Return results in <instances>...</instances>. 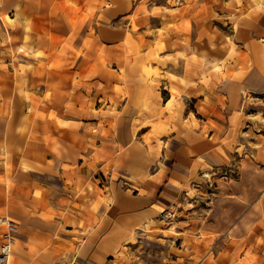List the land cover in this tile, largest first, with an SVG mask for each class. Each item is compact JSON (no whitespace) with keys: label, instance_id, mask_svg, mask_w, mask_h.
Segmentation results:
<instances>
[{"label":"crops","instance_id":"0c3cea01","mask_svg":"<svg viewBox=\"0 0 264 264\" xmlns=\"http://www.w3.org/2000/svg\"><path fill=\"white\" fill-rule=\"evenodd\" d=\"M168 1L0 0V216L17 225L20 230L15 245L34 257L28 259L22 253L21 264L25 261L50 264L61 254L67 255L68 264H121L115 255L119 251L124 252V248L131 251L139 246L129 241L130 229L149 219L157 221L156 207L164 204L156 200L154 192L146 197H129L111 180L110 184L103 185V177L107 180L113 174L109 171L103 175V164L119 155L117 160L123 168L136 163L143 175L154 168L153 178L144 181V186L152 187L154 183L160 186L172 171V168H162L159 164L162 163L159 156L169 153L154 142L166 139L164 135L155 136L151 134L150 127L144 125L139 131L146 129L151 143L143 144L141 148L130 147L127 143L120 150L115 145L118 138L127 140L134 134L133 106L139 91L145 93V110L137 122L144 124L152 120L158 124L179 126L191 123L189 117L181 120L169 115H154L159 114L164 106L159 105L161 97L156 93L158 86L163 90L173 86L195 98L203 88L198 83L201 74L197 69L189 68L182 74L181 79L185 83L172 81L164 75H161L163 79L148 82L131 79L132 84H127L131 87L127 89L129 94L125 102H121L123 111H118V114L106 109L98 112L101 105L97 103V96L88 102L83 100L85 86L80 84L76 85L79 88L77 92L82 94L72 97L77 100L78 115H69L64 112L63 104L57 103L61 96L53 101L41 99L40 92L50 91L53 83H48L47 78L39 83L38 75L51 76L52 81L55 71L48 64L57 58L55 45H69L67 56L63 58L68 62L75 60L72 47L86 41L100 49L105 46L106 57L110 60L118 54L124 58V52L118 49H122L129 37L133 41L144 37V29L148 25L162 30L175 41L185 38L186 43H191L198 34L197 6L188 10L182 3L171 6ZM246 2L242 0L243 5ZM233 6L234 15L239 17L240 5L233 3ZM213 13L214 6L205 10V16L212 23ZM248 16L247 21L239 19L235 38L242 47L248 46L254 53L258 46L252 37L264 38V5L262 9L254 8ZM186 20L190 22V29L184 25ZM133 25L139 29L137 32L132 30ZM13 47L18 49L15 57L8 52ZM195 48L190 44L184 52L192 54ZM39 50L45 55L39 57ZM15 59L16 62L13 61ZM82 63V58L77 57L75 70L64 69L65 73L86 75V70L80 68ZM167 69L176 70L173 67ZM120 70L113 68L96 73L109 77L102 80L103 88L109 89L114 81H118L116 77L120 76ZM238 71L230 67L223 70L227 72L225 83L231 87V97H234L236 88L261 81L262 73L257 69L243 70L244 73L239 74L241 78L233 79L232 74ZM128 74L133 75L134 72L129 71ZM205 76L218 75L212 72L205 73ZM210 82L205 87L206 94L213 91L209 88L215 79H210ZM94 88L96 93L100 92L96 85ZM210 101L215 100L211 98ZM111 102L116 103L107 100V107L112 106ZM227 106L233 108L235 104ZM92 108L96 114L91 116ZM50 112H55V117H51ZM89 117L93 119L88 120ZM59 122L64 126L58 127ZM22 125H25L24 131ZM103 130L107 134L105 137L102 136ZM171 134L190 145L192 154L182 155L177 164L180 171H188L192 156L201 153L195 142L200 138L199 133L189 129L183 139L177 131ZM129 171L123 172L128 174ZM187 262L194 264L193 261ZM157 264L163 263L158 261Z\"/></svg>","mask_w":264,"mask_h":264},{"label":"rangeland","instance_id":"374dc122","mask_svg":"<svg viewBox=\"0 0 264 264\" xmlns=\"http://www.w3.org/2000/svg\"><path fill=\"white\" fill-rule=\"evenodd\" d=\"M246 1L243 5L242 0H169V5L182 3L188 10L197 6L198 34L191 43H186L185 38L175 41L172 36L163 34L162 30L148 25L144 29V37L140 36L135 41L129 37L122 49H118L124 52V58L118 54L110 60L106 57L105 46L100 49L86 41L72 47L75 60L68 62L63 58L67 56L69 45H55L57 58L48 64L55 71L52 81L51 76L38 75L39 83L46 78L48 83H53L50 91L40 92L41 99L53 101L61 96L57 103L63 104L64 112L78 115L75 107L77 100L72 97L82 93L77 92L79 88L76 85L85 86L83 100L88 102L97 96V103L101 105L98 112L106 109L118 114V111H123L121 102H125L129 94L127 89L130 86L127 84H132L131 79L148 82L164 75L172 81L185 83L181 76L189 68L197 69L201 74L198 83L203 88L195 98H190L188 92L178 91L173 86L168 90L158 86L156 93L161 97L159 105L164 106L159 114L154 115H169L181 120L189 117L191 123L179 126L158 124L152 120L144 124L137 122L145 110V93L139 91L133 106L134 134L131 139L118 138L115 145L120 150L127 143L130 147L140 148L143 144L151 143L147 139V130L139 131L140 127L148 125L151 134L166 138L154 142L169 153L159 156L162 162L159 164L162 168H172L170 178H164L159 187L154 183L146 188L144 181L153 178L154 168L145 175L140 174L141 167L136 163L123 168L117 160L119 155L103 164V175L113 171L111 178L108 176L105 180L103 177V185H108L111 180L119 191L129 197H146L154 192L156 200L164 204L156 207V222L149 219L130 229L129 241L139 246L131 251L125 248L124 252L119 251L115 259H119L121 264H157L158 261L163 264H189L187 261L194 264H264V38L252 37L258 46L254 53L250 52L248 46L242 47L235 38L239 21L249 20L248 14L254 8L262 9L264 2ZM233 3L240 5L239 17L234 15ZM211 6H214V23L205 16V10ZM222 6L227 11L222 12ZM3 20L8 21V18L3 17ZM184 25L190 29L189 20ZM132 30L137 32L139 29L133 25ZM190 44L196 48L192 54H187L184 48H189ZM180 45L184 48L180 49ZM17 51L16 47L8 49L12 57ZM37 54L39 57L45 55L40 50ZM77 57L83 60L80 68L86 70L84 76L65 73L64 69L75 70ZM171 67L176 70L167 69ZM228 67L239 69L232 74L233 79L241 78L239 74L244 73L243 70L250 72L257 69L262 73L261 81L236 88L234 97H231V87L225 83L227 72H223ZM113 68H121L120 76L116 77L118 81H114L113 86L105 89L102 80L109 77L96 73ZM164 70L168 72L163 73ZM129 71L134 72V77L128 74ZM212 72L218 76H205V73ZM210 79H215L214 85H210L213 88H209L213 91L206 94L205 87ZM94 85L100 92L94 91ZM211 98L215 101H210ZM107 100L116 103L111 102L112 106L107 107ZM230 103L235 106L229 108L227 104ZM94 114L96 112L92 108L90 115ZM49 115L55 117L56 113L50 112ZM60 126L64 124L59 122ZM189 129L199 133L200 138L195 142L201 148V153L192 156L193 162L188 171H180L177 168L179 158L192 152L187 141L175 138L171 133L177 131L183 139ZM24 130L25 125H22ZM106 135L103 130L102 136ZM165 214H170V219L163 220L161 216ZM22 253L28 259L34 258L23 250ZM24 263L29 264L27 261ZM50 264H68L67 255H57Z\"/></svg>","mask_w":264,"mask_h":264},{"label":"built area","instance_id":"2783aa9c","mask_svg":"<svg viewBox=\"0 0 264 264\" xmlns=\"http://www.w3.org/2000/svg\"><path fill=\"white\" fill-rule=\"evenodd\" d=\"M169 216L170 214H165L161 217L168 220ZM17 235V225L12 220L0 216V264H10Z\"/></svg>","mask_w":264,"mask_h":264},{"label":"bare ground","instance_id":"6f19581e","mask_svg":"<svg viewBox=\"0 0 264 264\" xmlns=\"http://www.w3.org/2000/svg\"><path fill=\"white\" fill-rule=\"evenodd\" d=\"M205 177H208V174H205ZM19 230L20 229L18 228V231ZM13 252L14 253H12L13 256H12V259H11V264H21L22 263V261H21L22 249H20L18 247V245H15L14 248H13ZM33 264H38V263L34 262Z\"/></svg>","mask_w":264,"mask_h":264}]
</instances>
